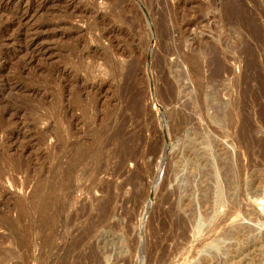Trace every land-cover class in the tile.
Returning <instances> with one entry per match:
<instances>
[{
    "label": "rangeland",
    "instance_id": "374dc122",
    "mask_svg": "<svg viewBox=\"0 0 264 264\" xmlns=\"http://www.w3.org/2000/svg\"><path fill=\"white\" fill-rule=\"evenodd\" d=\"M45 1L0 0V264H264V0Z\"/></svg>",
    "mask_w": 264,
    "mask_h": 264
},
{
    "label": "bare ground",
    "instance_id": "6f19581e",
    "mask_svg": "<svg viewBox=\"0 0 264 264\" xmlns=\"http://www.w3.org/2000/svg\"><path fill=\"white\" fill-rule=\"evenodd\" d=\"M9 1V0H8ZM44 1L45 0H32V3H33V5H37V4H40V7H41V5H44L43 3H44ZM46 2V1H45ZM6 5V4H5ZM9 5V4H8ZM19 5V4H18ZM32 5V6H33ZM10 6V5H9ZM35 7V6H34ZM39 7V6H38ZM26 15V14H25ZM21 19H22V17H21ZM20 23V22H19ZM21 24V23H20ZM31 60V59H30ZM33 60V59H32ZM227 215V214H226ZM234 214L233 213H228V215L226 216V218H225V220H224V222H226V221H229V219L233 216ZM238 218V217H237ZM232 220V222H229V223H231V225H232V223H235V222H237L236 221V219H231ZM230 220V221H231ZM236 224H238V223H236ZM244 225H242V223H240V225L239 226H241V228H242V230H248V228H250V225H248L247 223L245 224V223H243ZM230 225V226H231ZM252 227V226H251Z\"/></svg>",
    "mask_w": 264,
    "mask_h": 264
}]
</instances>
